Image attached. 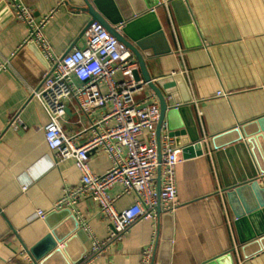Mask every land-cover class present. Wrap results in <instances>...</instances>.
<instances>
[{"label":"crops","instance_id":"0c3cea01","mask_svg":"<svg viewBox=\"0 0 264 264\" xmlns=\"http://www.w3.org/2000/svg\"><path fill=\"white\" fill-rule=\"evenodd\" d=\"M18 1L36 21L51 16L42 33L53 58L82 46L90 21L87 12L75 10L68 0ZM112 1L134 11L147 0ZM158 2L155 17L136 23L132 31L142 36L138 50L152 81L176 76V86L164 96L169 108L177 104L178 109L165 116L161 136L174 129L183 134L180 141L198 139L202 155L176 166V206L171 213L136 222L120 241L94 256L92 242L104 241L110 224L88 198L64 208L71 216L55 209L66 192L79 185L81 175L72 160L54 162L44 138L46 113L30 96L36 88L32 81L49 61L34 42L26 43L28 28L14 18L7 0H0V264H38L30 249L49 227L63 236L73 222L77 232L62 243L67 244V255L43 264H141L150 247V264H214L210 262L215 259L218 264H264V0ZM155 22L159 35L151 32ZM23 49L22 62L12 64ZM2 63L7 67L1 68ZM116 79H121L119 74ZM135 99L158 102L147 86ZM62 105V130L67 136L82 134L77 144L92 136L90 122L109 109L83 113L72 97ZM16 116L26 130L9 128ZM240 137L241 143L215 150ZM89 166L93 174L102 175L111 160L95 152ZM237 187L239 194L234 193ZM119 192V186L110 190L112 196ZM132 203L133 197L124 195L115 207L123 210ZM240 215L244 217H236ZM86 257L91 258L88 263Z\"/></svg>","mask_w":264,"mask_h":264},{"label":"built area","instance_id":"2783aa9c","mask_svg":"<svg viewBox=\"0 0 264 264\" xmlns=\"http://www.w3.org/2000/svg\"><path fill=\"white\" fill-rule=\"evenodd\" d=\"M7 5L14 18L28 28L26 43L34 42L49 61V70L30 96L46 113L44 138L54 162L57 165L72 160L81 175L79 185L68 190L55 204V209L68 208L81 197L97 204L110 224L108 237L102 242H92L91 255L97 256L108 245L120 241L136 222L154 219L158 205L165 214L175 209V169L182 161L181 148L175 146L169 134L161 136L163 124L157 140L159 104L135 99L146 86L143 80H134L137 63L131 52L99 23L92 22L85 27L81 47L61 58H53L42 33L51 16L36 21L32 12L18 0H7ZM6 67L2 63L1 68ZM116 74L120 75V80L116 79ZM69 97L76 100L83 113L109 107L98 121L90 122L87 130L92 136L82 144H77L82 134L67 136L62 130L65 114L62 101ZM9 128L26 130L18 116L9 122ZM95 152H102L111 160V167L102 175L90 170L89 156ZM114 186H119L120 192L112 196L110 190ZM124 195H131L133 203L117 210L116 200ZM37 216L43 218L44 214L38 211ZM151 252L150 247L143 253L141 264H150ZM90 260L86 257L84 263Z\"/></svg>","mask_w":264,"mask_h":264},{"label":"water","instance_id":"95a60500","mask_svg":"<svg viewBox=\"0 0 264 264\" xmlns=\"http://www.w3.org/2000/svg\"><path fill=\"white\" fill-rule=\"evenodd\" d=\"M112 0H68V3L72 5V7L77 10L85 11L90 16V21L87 25L91 24L92 22L99 23L113 38H115L119 43H121L123 46H125L131 54L135 57L137 62V70L133 72V77L135 81H139L140 79L143 80L146 83V86L152 91L154 96L158 100L159 109H160V118L156 127V135L157 140L159 141L160 137V129L161 125L164 122L165 116L167 113L171 110L172 112L177 111L178 106H174L173 108H169L167 101L165 99V94L168 89H171L176 86V83L174 80L176 79V76H171L168 78H164L161 80H158L156 82H153L151 79V76L149 75L145 61L143 59L142 54L138 50L139 47V40L142 39V36L139 34L134 36V32L132 31L133 26L141 22L143 20H146L147 18H154L155 12L154 8L159 6L158 0H147L144 4L143 8H137L134 11L133 10H127L125 11L124 8L121 5L113 6L111 3ZM175 2L181 3L180 0H175ZM173 4L171 3V6ZM107 7V10H106ZM109 7V9H108ZM120 13V16L119 14ZM154 20V19H153ZM117 27H119L120 30H117ZM152 33H160V26H158L157 22L154 23V27L152 28ZM150 33V32H149ZM31 45V44H30ZM25 49L21 50L12 60V64H18L22 62V59H24ZM25 61V60H24ZM44 69L41 70L39 74H37L36 79L32 81L35 86H37L38 81L41 79L44 73H46L49 70L48 65H44ZM54 69V67H53ZM25 75V73H23ZM26 76V75H25ZM37 82V83H36ZM170 114V113H169ZM244 132V129L242 130ZM245 134V133H244ZM183 135L179 131H176L174 129H171L169 131V137L174 139L175 146L178 148H181V157L183 160L190 159L196 156L202 155V148L201 144L198 139H193L191 137L187 138V140L180 141L179 137ZM251 136H245V139H249ZM217 139V138H215ZM242 137L238 138L236 141H231V144H227L225 146H222L223 148L215 147L216 151H220L221 149H225L226 147H230L233 144L241 143ZM216 141V140H215ZM214 141V142H215ZM252 140H248V144L253 143ZM243 145V144H241ZM157 187L159 189V170L157 173ZM241 188L237 187L234 190L235 194L240 193ZM234 194H230L229 196H233ZM63 214L66 216H71L69 210L63 209ZM156 213L157 216H160V207L159 205L156 207ZM245 213H250V210L245 209ZM244 217L242 215L236 216ZM71 220L74 219L71 217ZM77 232V224L76 222H73V226L70 233H76ZM66 235H60L56 233L55 230H53L52 227H49V233L40 241L38 242L33 248L30 249L29 253L32 259L35 263L43 264V261L50 260L52 257L63 254L67 255V244H62L67 237H69L71 234ZM169 235L165 234L164 238V246L166 247L168 245ZM59 245H64V250H61L59 248ZM163 246V245H162ZM80 260L77 262L69 261V264H77ZM214 264L220 263L219 260L215 259L213 260ZM209 264V262L207 263Z\"/></svg>","mask_w":264,"mask_h":264}]
</instances>
